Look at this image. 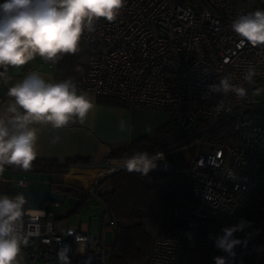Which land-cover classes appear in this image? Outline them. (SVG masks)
<instances>
[{"label":"built area","instance_id":"built-area-1","mask_svg":"<svg viewBox=\"0 0 264 264\" xmlns=\"http://www.w3.org/2000/svg\"><path fill=\"white\" fill-rule=\"evenodd\" d=\"M257 9L264 10V0H126L115 21L94 20L95 31L81 36L92 55L78 90L119 99L128 109L167 111L183 132L178 142L149 153H163L153 171L188 177L192 203L174 205L173 217L182 225L171 235L154 233L141 264H214L207 261L215 244L209 236L222 231L209 223L237 211L252 221L247 231L254 234L247 247H237L234 264H264V248L257 250L264 246V91L256 95L264 90V45L239 46L230 27ZM249 67L256 69L253 83L243 79ZM44 68L53 69V63L39 58L26 70ZM225 75L247 90L246 97L209 91ZM221 102L225 110L217 113ZM184 149L193 150L187 164L175 166L169 156ZM128 157L108 158L104 176L82 188L84 199L95 196L100 179L122 169ZM229 169L235 179L227 177ZM29 183L14 174L0 176V187L27 189ZM52 203L25 207L18 227L28 245L20 264H60L57 253L65 246L70 264H110L111 244L103 240L102 225L90 231L86 224H70ZM107 225L116 232L110 216Z\"/></svg>","mask_w":264,"mask_h":264},{"label":"clouds","instance_id":"clouds-1","mask_svg":"<svg viewBox=\"0 0 264 264\" xmlns=\"http://www.w3.org/2000/svg\"><path fill=\"white\" fill-rule=\"evenodd\" d=\"M125 5L126 0H0V68L7 71L8 66L25 65L36 55L55 64L64 55L75 54L84 31H95L94 20L103 18L113 22ZM230 27L240 37L239 46L246 43L264 45V10L240 15ZM3 74L0 72V76ZM256 74V69L249 67L243 79L253 83ZM209 91L225 95L235 93L238 99L247 95L244 87L232 83L230 75L222 76L219 83L210 85ZM261 91L264 90L258 89L256 95ZM7 95L14 98V103L8 106L5 115L0 116V174L6 165H14L24 171L32 168L37 157L38 139V129L32 125L51 124L54 129L70 122L82 125L95 107V98L84 91L78 94L71 80L46 82L36 72L10 87ZM203 98L207 99V95ZM223 110V102L214 109L217 113ZM118 127L125 130L126 122L121 119ZM162 158L163 153L159 152L156 155L147 151L136 152L124 159L122 166L129 173L148 177L156 169L157 159ZM227 177L235 179L236 173L229 169ZM26 204L23 193L14 198L0 196V264H20L18 257L22 247L28 245V237L18 227L22 226ZM251 225L252 221L241 219L224 227L221 235L209 236L215 241V248L223 253L213 257L214 264H234L237 247H247L254 234L247 231ZM238 233H242L243 238L238 237ZM77 241L81 243L79 237ZM261 248L264 246H257L258 251ZM69 250L65 246L58 251L60 264H70ZM84 250L81 243L80 251Z\"/></svg>","mask_w":264,"mask_h":264},{"label":"trees","instance_id":"trees-1","mask_svg":"<svg viewBox=\"0 0 264 264\" xmlns=\"http://www.w3.org/2000/svg\"><path fill=\"white\" fill-rule=\"evenodd\" d=\"M92 55L82 40L79 50L75 54H66L53 64V80L59 83L71 80L75 85L86 73L87 62ZM41 58L36 55L33 60ZM0 72L6 75L4 68ZM97 100L105 104L123 105L124 103L109 96L96 95ZM2 98L0 97V101ZM183 132L178 123L170 118L166 123L153 131L143 135L119 149L115 154L126 153L133 155L136 152H151L164 145L178 142ZM62 165H88L87 158H67ZM5 169L18 172L46 173L48 175H62L61 166L56 159L37 160L32 162V168L24 171L14 165H6ZM68 168H65V173ZM169 178L168 182H161L159 178ZM53 189L66 193H74L84 200L83 190L74 185H66L61 179L52 180ZM101 186H105L100 190ZM8 189V188H7ZM13 190V189H11ZM94 195L104 205L109 216L116 222L115 240L111 245L110 264H141L151 247L154 233L171 235L182 225L180 219H174V205L188 206L192 203L190 193V180L183 174L174 172L151 171L148 177L138 173H129L124 168L106 176L95 187ZM246 216L237 211L232 215L212 220L209 225L217 224L222 231L238 223ZM149 226L154 233H151ZM237 235V234H236ZM223 255L215 248V244L208 254L207 261L213 262V257Z\"/></svg>","mask_w":264,"mask_h":264},{"label":"crops","instance_id":"crops-1","mask_svg":"<svg viewBox=\"0 0 264 264\" xmlns=\"http://www.w3.org/2000/svg\"><path fill=\"white\" fill-rule=\"evenodd\" d=\"M34 61L31 60L30 63L24 65L19 75L13 78L9 88L21 82L33 72L38 73L46 82L55 83L52 69L44 68L38 71L26 70L27 66ZM9 88H6L0 95L2 98L0 101V116L5 115L8 106L14 103V98L7 95ZM77 91L78 94L82 91L88 92L90 96L95 98V107L89 113L84 124L70 122L60 129H54L51 124L32 125V127L38 129L36 159H56L62 169V175L60 177L57 175H49L52 187L54 185L52 180L61 179L64 184L78 185L77 181H81L79 186L86 188L92 181H96L104 176L105 171L108 170V168H105L108 158L126 154L115 153L122 147L127 146L145 135L137 131L135 128L136 124H133L132 108L128 109L123 105L101 103L97 100V96L94 93L78 89ZM20 111L23 110L21 109ZM121 119L127 125L123 131L118 127ZM57 137H59L58 140L55 139ZM74 157L87 158L88 165H62L65 159ZM65 168H68L66 173ZM20 173L24 174L27 172ZM52 190L54 189L52 188ZM89 230H95V225Z\"/></svg>","mask_w":264,"mask_h":264},{"label":"rangeland","instance_id":"rangeland-1","mask_svg":"<svg viewBox=\"0 0 264 264\" xmlns=\"http://www.w3.org/2000/svg\"><path fill=\"white\" fill-rule=\"evenodd\" d=\"M30 63V61L28 62ZM24 65L19 67L8 66L6 75L0 77V95L5 91L6 88H9L10 83L13 81L14 77H17ZM12 78V80H11ZM132 120L133 124H136L137 131L147 134L157 127L166 123L171 115L167 111L159 110H149V109H140L132 108ZM139 132V133H140ZM193 150H181L177 154L169 156V160L175 166H182L187 164L189 155H191ZM12 174L15 177H25L28 181L32 182L26 187L31 190H50L53 187L50 183V177L46 173H34L27 172L21 174L18 171H12L5 169L0 176L9 178ZM33 180L35 181L33 183ZM161 182H168L169 178H159ZM81 181H77L79 185ZM8 189H19L14 184H2ZM105 186H101L100 190H103ZM52 202H46L45 207H52ZM54 211L57 216H68V221L70 224H86L89 229L94 225L100 223L103 227V240L106 244H113L115 240V233L110 226L107 225L109 221V213L107 212L104 205L98 200L96 196H88L85 199H81L79 195L74 193H66V197L62 203H56L54 206ZM147 229L154 233L153 230L147 226Z\"/></svg>","mask_w":264,"mask_h":264},{"label":"water","instance_id":"water-1","mask_svg":"<svg viewBox=\"0 0 264 264\" xmlns=\"http://www.w3.org/2000/svg\"><path fill=\"white\" fill-rule=\"evenodd\" d=\"M66 185H74L79 188H83L82 186L69 184ZM23 193L26 196L27 204L26 208L29 209H40L46 202H54V203H62L66 197L63 192L56 190H31V189H7L4 187H0V196L8 195L10 198H14L17 194Z\"/></svg>","mask_w":264,"mask_h":264}]
</instances>
